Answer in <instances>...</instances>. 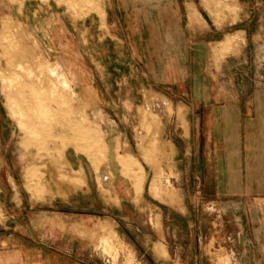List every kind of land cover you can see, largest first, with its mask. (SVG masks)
Masks as SVG:
<instances>
[{
	"label": "rangeland",
	"instance_id": "374dc122",
	"mask_svg": "<svg viewBox=\"0 0 264 264\" xmlns=\"http://www.w3.org/2000/svg\"><path fill=\"white\" fill-rule=\"evenodd\" d=\"M100 1L0 0V232L7 230L5 226L16 213L9 201L14 192L6 180V173H10L18 180V196L27 206L26 212L30 194L35 200L50 194V201L67 197L62 190L65 184L76 191L88 187L90 198H97L100 204L88 200L86 205L79 200L70 206L73 211H97L102 219L116 220L117 228L102 224L96 247L108 264H141L137 254L152 259L135 225L145 233L155 232L154 238L155 234L162 238L154 253L171 258L166 264H173L175 258L183 264H229L230 258L237 262L222 244L208 238L207 228L213 224L206 223V206L222 202H212L198 193L203 184L199 186L195 167L189 163L192 154L183 141L179 142L178 133L186 136L189 118L187 106L178 107L177 103L190 101L195 90L193 70L186 71L188 78L183 85H155L141 91L140 105L128 116L129 102L116 99L117 94L124 97L128 91L141 89L139 81L145 79V70L136 69L137 62L128 60L125 45L119 48L122 54L118 62L109 40L103 45L98 41L92 22L94 13L100 11ZM255 12L264 15V0L255 6ZM49 33L53 36L47 38ZM262 38L259 59L264 64ZM228 41L239 43L235 37ZM199 81L204 92L205 81ZM76 113L83 118L81 136L75 133ZM34 124L46 128L45 134L54 129L60 137L54 138L55 145L66 152L65 156L56 154L45 169V183L51 189L55 185L56 191L46 189L38 177L46 165L33 162L31 157ZM175 157L181 159L177 165ZM75 164L85 170L74 169ZM86 165L96 174L88 180L89 186ZM51 169L66 174L51 176ZM45 201L44 208L57 210ZM122 204L133 210L135 225L123 210L111 207ZM197 209L204 213L191 218ZM214 225L223 229L227 223ZM224 230L218 234L223 235ZM208 239L210 244L206 245Z\"/></svg>",
	"mask_w": 264,
	"mask_h": 264
},
{
	"label": "crops",
	"instance_id": "0c3cea01",
	"mask_svg": "<svg viewBox=\"0 0 264 264\" xmlns=\"http://www.w3.org/2000/svg\"><path fill=\"white\" fill-rule=\"evenodd\" d=\"M262 2L101 0L100 11L94 13L92 22L101 45L109 40L116 61L121 59L119 48L125 45L128 60L137 62L136 69L145 70V79L139 81L141 89L128 91L124 97L117 94L116 99L129 102L128 116L140 105L141 91L155 85H183L188 78L186 71L193 70L191 84L195 90L190 101L181 104L182 99L177 103L178 107L187 106L189 118L186 136L178 133V137L189 147V163L195 167L199 186L203 184L198 193L210 197L212 202H222L206 206V223L213 224L207 234L215 244H222L236 256L237 262L230 258L229 264H264V64L259 59L264 15L255 12V6ZM230 37L239 43H229ZM201 79L205 81L204 92L198 87ZM116 84H120L119 78ZM180 160L175 157V165ZM80 167L84 168L81 164L73 168ZM87 169L88 183L96 174ZM6 176L14 191L9 201L16 213L5 226L7 230L0 232V264H108L96 247L102 224L117 228L116 220L102 219L97 211H73L70 206L79 200L86 205L88 200L100 204L97 198H90L88 187L76 191L65 184L62 190L67 197L50 201V194L44 200H35L30 194L26 212L27 206L18 196V180L10 173ZM52 190L58 188L53 185ZM125 195L130 194L125 191ZM44 201L52 202L57 210L44 208ZM111 207L123 210L135 225L128 205ZM200 212L204 213L194 210L191 218ZM220 221H226L227 229L215 227ZM135 226L152 257L137 254V261L166 264L171 258L154 253V246L163 243L162 238L156 234L154 238L155 232L145 233ZM220 230H224L221 236ZM172 261L183 264L180 258Z\"/></svg>",
	"mask_w": 264,
	"mask_h": 264
},
{
	"label": "bare ground",
	"instance_id": "6f19581e",
	"mask_svg": "<svg viewBox=\"0 0 264 264\" xmlns=\"http://www.w3.org/2000/svg\"><path fill=\"white\" fill-rule=\"evenodd\" d=\"M167 108V107H166ZM77 115L74 117L73 122L75 124V133L78 136H81L82 133V121L83 118L79 113H76ZM47 129L39 128L36 124L33 125V141L29 143V147H31V157L33 159V162L39 163V165H46L45 168H40V172L38 173V177L40 181H44V183L48 182L47 176L45 173V169L48 167V164L52 162L53 158L56 154L62 153L63 156H65L66 152L65 149L61 150L55 145L54 138L59 137L58 133L52 129L49 134H45V131ZM60 138V137H59ZM78 149V147H76ZM62 172H59V170L51 169L50 174L51 176L59 175L61 176ZM66 174V173H62ZM158 174V173H157ZM152 181V180H151ZM163 181V180H162ZM45 183V184H46ZM49 186V184L45 187ZM152 187H156V178L154 179V182L152 184ZM50 191H52L51 188H46ZM61 190V189H59ZM177 200L176 196H173V201L175 202ZM177 202V201H176Z\"/></svg>",
	"mask_w": 264,
	"mask_h": 264
}]
</instances>
